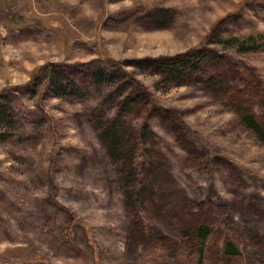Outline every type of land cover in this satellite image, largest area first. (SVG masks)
<instances>
[{
	"label": "rangeland",
	"instance_id": "rangeland-1",
	"mask_svg": "<svg viewBox=\"0 0 264 264\" xmlns=\"http://www.w3.org/2000/svg\"><path fill=\"white\" fill-rule=\"evenodd\" d=\"M214 25L200 65L177 62L186 76L106 73L105 57L181 54ZM56 62L86 64L58 73L80 92L46 87ZM259 72L264 0H0V264H198L197 226L202 264H264V143L241 121L264 128ZM92 111L138 145L137 174L109 156Z\"/></svg>",
	"mask_w": 264,
	"mask_h": 264
},
{
	"label": "trees",
	"instance_id": "trees-1",
	"mask_svg": "<svg viewBox=\"0 0 264 264\" xmlns=\"http://www.w3.org/2000/svg\"><path fill=\"white\" fill-rule=\"evenodd\" d=\"M241 3H244V1H242ZM214 27H215V25L210 28V30L208 31V33L206 34V36L204 38V42L199 47H196L193 50H189V51H186V52L181 53V54L164 56V57H160L158 59H144V60L129 59V60H125L123 62L114 60V59L109 58V57H105L104 62L101 60L95 59V60L89 61L86 64L91 65L94 62H97V61L100 62L101 61V62H103L105 67H107L106 73H109V74H111V72L115 69H123V71L125 73L124 81H134L133 80V72L131 70L127 71V68H129V67L135 68L137 66L144 67V70H148L149 68H153L154 74L156 76L160 75L161 74L160 69L164 68V70H166L172 76L171 77L172 79H176L180 76H186V71H187V68H185V70L178 68L177 62L182 61V63H184L185 65H188V64L191 65V63H192L191 60H193V59L195 60V62H197V58H198V56H200L202 54V51H203L202 47L206 44V41L209 38L215 36V34H216ZM95 43H96V41H95ZM212 51H214L218 55L221 52V50L216 48V47L213 48ZM226 53L231 58L237 59V56H236L234 51H228ZM83 64H85V63L79 62V63L67 64L64 62H56L55 64H53V66L55 68H57V71H56V73H50L48 76H46V83H47L46 87L48 89H50L52 91V93L57 97H63L65 95V93H67V91L71 90V89L74 91L80 92V89L76 86L74 81L69 76H61L60 77L58 75V73L62 72V69H64L65 67H75V66H80ZM199 65L200 64L197 62V66H199ZM45 67H47V64L41 65L36 70H34L32 72V78L31 79L34 81L37 77H39L42 74V71L45 69ZM259 73L261 74V72H259ZM60 74H62V73H60ZM97 75L98 74L96 73V76ZM190 75H188L187 77H189ZM260 76L264 77V72H262V74ZM125 92H127V91H125ZM125 92H123V93L119 92V93H121L120 96L124 97V98H128L130 95L124 94ZM128 93H130V92H128ZM1 94L2 93H0V121L4 120L6 118H10V116H9L10 109L2 107L1 99L3 98V96ZM72 95H73V93H72ZM151 98L152 97L147 94V99H151ZM143 99H144V94H143ZM89 119H90V122L92 123L93 127L98 132L100 140L102 141L104 146H106V148L108 149L109 156L112 157V159H114V160L122 161L123 164L125 161H127V165H128L127 167L129 169H131V171H133V174H135V172L137 174L139 163H136L135 164L136 166H134L133 168H130V165H131L130 157L134 151H138V145L136 146V145L131 144V146H129L131 139L126 138L127 133L121 127V125L118 123V119L117 118H114V119L110 118V117H108V115L106 116V113H103L101 115V122H99V120L96 118V111H92V113L89 116ZM241 121L244 125H246L247 128H250L254 132V134L256 135L257 139L260 142L264 143V128L261 127L255 121L253 115H251V114L245 115L242 117ZM2 135L3 134H0V137H1L0 139H2V140L6 139ZM5 135H9V133L7 132ZM123 148L124 149L128 148V149H126L127 152L123 151L124 150ZM128 150H129V152H128ZM121 156L123 158H121ZM138 157H137V160H138ZM138 162H139V160H138ZM131 171H130V174L132 173ZM132 192H133V190L130 192V194ZM138 194L139 193H138L137 189H135V192H133L131 194V197H130L135 206L138 205L139 201H140ZM195 233L197 234V237L199 238V252L197 255V263L202 264L203 263V257H204V255L202 254V250L204 249L203 246H205L207 244V242L210 240V234H209L210 231L205 226H197L195 228ZM226 245L228 248L227 249L223 248L222 253L226 252V254H228V255H237L240 253L239 250L236 249L230 242H227Z\"/></svg>",
	"mask_w": 264,
	"mask_h": 264
}]
</instances>
